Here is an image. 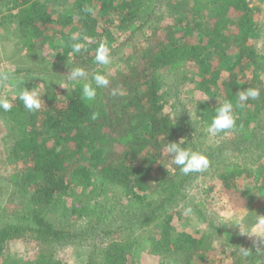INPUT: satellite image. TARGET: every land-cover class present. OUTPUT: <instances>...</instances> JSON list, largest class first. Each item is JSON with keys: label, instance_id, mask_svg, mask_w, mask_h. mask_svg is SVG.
Wrapping results in <instances>:
<instances>
[{"label": "trees", "instance_id": "obj_1", "mask_svg": "<svg viewBox=\"0 0 264 264\" xmlns=\"http://www.w3.org/2000/svg\"><path fill=\"white\" fill-rule=\"evenodd\" d=\"M157 2L73 0L70 10L58 15L49 12L43 0H0V30L13 27L29 54L41 51L37 45L48 44L51 37L46 32L52 30L61 43L54 57L68 59L71 68H84L87 79L101 66L94 59L98 46L105 43L110 48V25L122 31L119 33L134 26L149 29L135 63L110 77L108 87L98 89L93 102L81 100L80 85L60 92L48 90L42 96L44 104L35 112L24 107L19 92L7 97L12 109H0V117L10 127L9 158L23 168L18 182L22 207L10 215L12 222L0 228V258L9 242L30 239L51 246L49 251H38L32 264H63L55 258L54 248L72 240L74 234L49 221L47 209L60 208L62 216L81 220L91 213L87 201L103 197L102 188L108 187L116 198L126 199L133 222L140 226L152 224L157 229L149 239V248L160 257V264L162 260L167 264H205V254L210 250L207 237L184 230L181 215L173 212L184 202L185 184L194 173H181L166 152L168 141L183 138L175 119L165 109L160 73L190 65L194 75L187 80L213 101L200 105V118L209 125L219 104L231 101L237 117L234 131L249 132L245 146L254 149L262 141L258 131L264 124V86L259 81L242 80L240 70L245 64L258 62V56L247 46L264 22L259 20L260 12L249 10L244 0H208L201 8L211 5L212 14L219 17L211 24L202 14L196 15L187 0H168L167 16L173 24L162 25L157 24ZM195 4L199 5L200 0ZM227 12L236 15L234 20L229 19L231 22ZM228 22L234 32H229ZM75 42L83 45L79 53L72 51ZM228 45L236 48L230 54L240 69L237 72L235 67L220 66L228 58ZM226 69L227 76L222 77ZM66 71L69 74L70 69ZM25 87L36 86L24 82L21 89ZM246 88H258L260 96L240 107L238 91ZM190 139L182 140V146L189 140L188 146L195 150ZM114 152L118 158L112 156ZM258 169L257 175L264 182V166ZM248 171L242 163L227 166L218 173L222 189L233 190L235 179ZM88 229L92 232L94 228L90 224L85 230L89 233ZM227 242L234 250L230 264L248 263L251 250L244 249L235 235H229ZM100 253L102 264H133L128 242L112 241Z\"/></svg>", "mask_w": 264, "mask_h": 264}, {"label": "rangeland", "instance_id": "obj_2", "mask_svg": "<svg viewBox=\"0 0 264 264\" xmlns=\"http://www.w3.org/2000/svg\"><path fill=\"white\" fill-rule=\"evenodd\" d=\"M43 1L49 12L58 15L60 12H68L73 2ZM167 1L158 0L156 3L157 14H160L157 24H173L167 16ZM207 1L200 0L197 5L195 0H187L188 6L196 15L202 14L208 24L215 23L219 17L212 14L211 5L204 10L201 8ZM248 9L253 12L258 10L259 20L264 22V0H255ZM235 16L232 12H227L228 20H234ZM229 22L227 28L229 32H234ZM115 28L110 25L107 32L111 39L107 43H110L113 54L111 63L107 66L101 65L96 70L106 74L108 79L121 68L130 67L135 63L136 53L143 48L144 39L149 32L147 27L134 26L125 33H119L122 31ZM51 32L52 30L46 32L48 37H51L48 44L44 47L37 45L36 48H42L41 51L36 50V54H29L13 27L5 32L0 30V75L7 77H1L0 96L15 97L24 82L38 86L37 90L43 95L48 90L60 92L73 87L65 76L68 75L66 70L71 68L69 60L60 61L54 57L55 49L60 48L61 43L59 36ZM247 47L258 56V62L245 64L241 70L239 67L237 69L231 55L236 52V48L232 45L228 50L226 48L228 58L225 64L220 66L227 69L235 67V72L240 70L242 80L259 81L264 86V25L250 37ZM227 69L223 71L222 77L227 76ZM193 75L190 65L170 67L160 73L165 109L178 124L183 141L190 137L195 150L205 154L210 161L207 170L194 173L190 177L183 191L184 202L179 203L173 212L181 215V226L184 230L198 237H207L210 250L205 254V264L233 262L234 250L227 242V237L231 234L236 236L237 242L244 244V249L251 250V258L246 264H264V225L258 223L259 216H264V182L261 176L257 175L258 168L264 166V124L262 130L258 131L262 135V141L254 149H247L245 146L249 132L228 130L216 136H209L206 132L208 124L198 114L203 102L213 101L196 90L195 83L188 81ZM59 84L65 85L66 89ZM10 143V127L0 117V228L12 222L10 215L22 207L18 182L23 168L10 160ZM188 143L189 140L185 141L183 146L187 147ZM114 154L112 156L118 158L115 152ZM241 163L249 169L248 173L235 179L233 190H223L218 173L224 171L227 166L235 167ZM107 188H102L103 197L87 201L91 213L81 220L68 215L62 216L60 208L47 209L49 221L59 223V226L74 234L72 240L62 242L54 248L55 258L63 264H102V249L112 241H121L131 245L133 264H160V257L153 255L149 248V239L157 234V229L152 224L140 226L133 222L131 214L127 211L126 199L116 198L115 193L108 192ZM249 215L252 217L246 221L245 218ZM90 224L95 230L90 232L88 229V233L85 230ZM103 230L108 233L104 234ZM50 248L51 246L36 240L11 241L6 245L0 263L32 264L38 251H49ZM91 253H94L93 256ZM162 263L167 264L165 260H162Z\"/></svg>", "mask_w": 264, "mask_h": 264}, {"label": "clouds", "instance_id": "obj_3", "mask_svg": "<svg viewBox=\"0 0 264 264\" xmlns=\"http://www.w3.org/2000/svg\"><path fill=\"white\" fill-rule=\"evenodd\" d=\"M91 12V9H86ZM73 41L77 40L76 36L72 37ZM74 53H79L82 50L83 45L79 42H75L71 45ZM111 49L105 43H101L96 49L95 62L99 65L107 66L111 63ZM67 76V80L71 82L73 86L80 85L81 93L80 98L85 103L93 102L96 99L98 89L107 88L109 80L106 74L97 72L91 79H87V72L82 67L70 68V72ZM7 79L6 76L2 77ZM65 88V85L59 84ZM38 86L31 89L25 87L19 91V99L23 102L24 107L35 112L41 108L44 104L42 95L38 90ZM113 95L116 91L113 90ZM260 96V90L258 88H246L238 91V102L240 107H244L245 103L249 100H255ZM12 102L7 97L0 96V109L4 111H10L12 109ZM233 103L229 100H225L220 103L216 108L215 115L211 119V123L206 128V132L209 136H216L222 132L228 130H234L237 127V117L233 111ZM96 115L93 114V119ZM182 140L179 142H169L166 144V152L171 155L172 163L175 164L181 173L188 175L190 173H201L208 169L210 161L208 157L198 150H194L191 146H182ZM190 211V209H189ZM259 224L264 225V216H259ZM244 255L248 256L249 252L244 251Z\"/></svg>", "mask_w": 264, "mask_h": 264}, {"label": "built area", "instance_id": "obj_4", "mask_svg": "<svg viewBox=\"0 0 264 264\" xmlns=\"http://www.w3.org/2000/svg\"><path fill=\"white\" fill-rule=\"evenodd\" d=\"M246 4H248L249 6L254 3L255 0H244Z\"/></svg>", "mask_w": 264, "mask_h": 264}]
</instances>
